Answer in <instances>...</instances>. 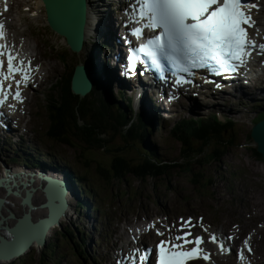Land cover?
I'll list each match as a JSON object with an SVG mask.
<instances>
[{
    "label": "rangeland",
    "instance_id": "1",
    "mask_svg": "<svg viewBox=\"0 0 264 264\" xmlns=\"http://www.w3.org/2000/svg\"><path fill=\"white\" fill-rule=\"evenodd\" d=\"M27 3L31 4L32 6H24ZM27 8H30V11L32 9L34 10L35 8H37L45 15V9L41 0H15L10 16H15L14 20H16L19 15V21L24 20L27 24H31V21L34 20L33 18L35 17L31 16L30 11L26 10ZM107 10L108 12L110 10L112 11L111 14H108L106 19L108 22L107 24L110 25V19L114 10L110 9L109 7H107ZM107 24L106 29L108 28ZM35 25H40V27L43 28V26H46V21H35ZM45 32L47 33V31ZM42 33H44L43 30L41 34ZM49 41H51L58 47L62 45L59 41V38L54 34H49ZM65 41L64 44H67L65 43ZM64 44L56 53V61L48 63L51 78L41 87L39 91H37L33 95L32 99L28 103V108L31 111V116L33 119V125L37 130L41 132H45L44 127L47 123L45 100L50 92L49 88L51 83L55 82L56 79L61 76L64 72L70 73L71 70L75 67V65L79 64L84 57L86 58L88 56V52L84 54V52L87 51L88 47H86L80 55H73V53L69 50L68 46ZM30 46L36 48L35 43H31ZM94 46H98V44L96 43ZM93 49L99 58L100 47H93ZM61 55H64L67 61V67L62 62V59L60 58ZM46 56H48V54H46ZM260 86L261 82L253 81L250 87H244V89L246 88L252 90L253 88H260ZM131 93L125 92L124 97L128 99ZM119 98L120 96L117 97L115 94H113L112 101H118ZM192 98L196 99L199 97ZM251 100L255 105L261 103V101H264V92L259 94L255 93L251 95ZM200 102L203 105H208L205 100H201ZM214 105L222 106L223 101L220 98H217V100L214 99L211 104V107H213ZM243 105V98L241 97V103L239 106L242 108ZM194 106H196V104H194ZM228 106L232 107L231 110L233 109L231 112L232 116L220 114L218 113V111L211 112L213 114L219 115L221 119L230 118L232 119V121H234V123L235 120L238 121L236 125L239 129L234 125V130H236L235 138L238 146L236 148H233L231 153H229L228 156L223 159L222 164H212L203 168V172L204 174H206V177L211 175L215 170L220 172L217 173L215 177H211V184H209V187L206 189H199L198 187L193 186L191 182V174L180 172L179 169L172 171L167 177L160 180L147 179L146 181H141L135 178L134 176L130 175L124 178V180L121 182H107L100 175L99 167L110 169L112 163H114L113 156L102 152L90 154L91 151L81 148L79 152L80 157L87 158L85 163H82L81 160L77 158L78 152L75 149L61 145H52L50 149H47L43 144L42 139H36L30 136V140H25V144H22V147L16 148L13 151L17 152H15L16 156L20 155V153L25 156L24 159L18 156L19 159L30 164L29 159L30 157L34 156V152L38 151L42 154H56L59 159L57 162H60L63 166L67 167L68 169H73L76 173H79L86 177L87 182L85 183V185L87 184L88 189H91L92 193L94 195H97L95 198L96 201L94 200L93 196L91 197L90 195L89 197L90 199H92L90 200L91 203H95L94 205H92L93 208L91 209L94 212L93 215L90 213V217L86 216L84 218L83 215H80L81 220L77 219L76 215L73 218V221H66V223H63V227L61 229L56 228L54 230V233L51 234L47 243H49L50 241L54 242L58 238L59 232L63 229H67L76 233V231H78L76 229V226H78L80 230H86L84 234H79V232L78 238L84 237L82 243H89L90 245L91 239L87 240L86 242L85 238L93 236L90 235L87 230L91 226L93 216L97 215L95 213L97 206H99L103 210V212L101 213V220L103 222H106L107 219H112L117 224H120L124 221V219H126L128 214H133L134 211L139 209L141 206L145 205L149 200L150 202H153V197L164 199L160 200V206L165 201L169 202V200H173L174 198H178L180 201L183 202L180 196H189L191 197V201L187 203L186 206L189 208L197 207L198 211L206 219H209L214 215L211 211V208L214 209L215 207H217V211L227 212L234 208L233 203L235 200H238V202L240 203V200L243 199L244 202H248L249 207L253 210V216L264 221V165L262 162H258L257 158H253L252 153L248 150L249 144L257 146L254 140L251 139V134L253 133V129L251 128H253L252 122H254V113L249 115L247 111H237V108L235 110L234 104H228ZM181 107L182 106L179 105L173 106L170 111L172 115H168V119H171L170 122L164 124V118L161 117L159 122V129L156 130V132L151 133L145 139V145L150 144L155 147L157 149L158 155L162 159H166L170 162L179 161V163H182V160H180L181 145L170 137V128L174 125L175 122L179 121L184 117L190 118L192 117V115L194 117L206 116L201 115L200 113L198 115H194L192 114L193 112L187 111L186 109L181 110ZM222 107L225 108L226 106ZM141 145V142H135L131 145V148L128 149L124 147V143H121V141L119 140H115L112 146L115 151L124 147L125 149L122 150L120 153H123L128 158L133 159L134 163H139L145 158V154H143V151L141 150ZM213 148L214 146L210 147V149ZM11 155L12 154L9 152H7V155L5 153H1L0 158L7 159L10 158ZM89 155L93 156L91 157ZM1 159L0 175L5 165ZM87 166L90 167L87 168ZM197 169H199V171L202 170L199 167ZM236 169L244 170L243 178L229 180L228 182H226V179L230 178L229 172L234 171ZM205 180L206 179L202 180V182H205ZM205 184H207V182H205ZM231 191L233 194H231ZM72 202L73 204L75 203L74 201ZM240 206L243 208L244 203H240ZM163 209H165V205ZM244 213H246L247 217L249 216V213L247 211H245ZM44 250L45 249L41 248V246L32 247L30 253H25L23 257L18 258L17 260H14L9 264H36L35 260L39 258V256ZM88 252L89 257H91L92 249L90 247L88 248ZM76 254H78V252L76 248H74L72 242H64L63 240L59 239L56 259L60 261V264H78L76 262ZM81 262L84 264H88L86 260L85 262L84 260H81ZM55 263L56 261L51 262V264Z\"/></svg>",
    "mask_w": 264,
    "mask_h": 264
},
{
    "label": "snow or ice",
    "instance_id": "2",
    "mask_svg": "<svg viewBox=\"0 0 264 264\" xmlns=\"http://www.w3.org/2000/svg\"><path fill=\"white\" fill-rule=\"evenodd\" d=\"M139 5V8H133L130 19L135 23H146L134 28L132 35L140 39L145 29H159L160 32L132 51L130 67L133 70L138 54L142 53L150 59L151 67L161 74V79H165L161 59L174 63L179 73H186L189 77L194 75L193 69H206L215 75L235 74L247 67L255 50L264 54V44L257 45L251 35L252 30L259 31L253 15L254 10L259 11L257 3H250L249 0H139ZM4 29L5 24L0 23V40L5 39ZM31 71L30 62L26 67L8 45L0 43V107L13 94V84L6 83L8 81L15 84L14 98L23 103L20 87L31 80ZM185 83H191V80L183 75L175 80L177 86ZM155 226L156 222H152L148 230ZM197 226L203 227L202 222L196 225L189 218L181 220L183 235H172L169 229L167 239L161 240L157 246V264H190L201 259L209 261L210 254L202 247L204 238L193 237L191 229ZM157 235L164 236L165 233L157 230ZM210 242L216 244L221 252L230 251L215 234L211 235ZM248 251H252L251 247ZM150 254V249L144 253L135 250V254L130 255L131 264H137V261L138 264H147ZM238 255L241 260L245 259L243 249Z\"/></svg>",
    "mask_w": 264,
    "mask_h": 264
},
{
    "label": "trees",
    "instance_id": "3",
    "mask_svg": "<svg viewBox=\"0 0 264 264\" xmlns=\"http://www.w3.org/2000/svg\"><path fill=\"white\" fill-rule=\"evenodd\" d=\"M252 113H255L257 122L264 120V104L257 105ZM50 115L52 123L50 138L68 147L75 148L76 151H80V149L71 142L75 139L82 140L93 148H104L110 139H114L116 136L129 138L134 134H138L139 130L142 129L141 126L139 127L134 123L127 128H122L123 125L133 120L132 116L128 118L122 112L111 113L103 103L91 102L90 99L89 101L87 99L80 101L78 97L72 94L69 82L66 87L61 88L59 100L52 105ZM99 117L106 119L109 125L107 128L102 130L95 128L94 121ZM227 127H231V125L225 126L215 117L207 120L200 119L199 121L184 119L175 124L173 128L174 139L182 146L180 158L182 163L162 159L156 149H146L144 164H133L126 156L116 155L113 156L114 163H112L110 169L99 167L100 175L107 182H121L130 175L141 178V181H146L151 177H153L152 180H160L167 177L172 171L179 169L180 172L191 174V180L193 184H196L195 186H198V188L206 187L207 185L202 180L206 179L205 182L211 184V177H215L220 172L215 170L206 177L203 168L212 164H222L223 159L231 153L233 148L237 147L234 136L228 140L223 138V133ZM150 132L144 131L141 140L143 136L149 135ZM139 137L141 136H138L137 139ZM212 142L217 147L207 150ZM248 150L252 153L253 158H257V161L262 162L264 165V158L258 152L257 146L249 144ZM89 156L92 157L93 155ZM77 158L82 163L87 160V158H81L79 152ZM89 167L87 166V168ZM198 167L202 170L199 171ZM75 180H79V178L75 177ZM78 233L79 231L74 233L67 229L61 230L58 238L54 242L50 241L47 248L35 260V263L51 264V262L56 261L59 239L64 242H72L78 252Z\"/></svg>",
    "mask_w": 264,
    "mask_h": 264
},
{
    "label": "water",
    "instance_id": "4",
    "mask_svg": "<svg viewBox=\"0 0 264 264\" xmlns=\"http://www.w3.org/2000/svg\"><path fill=\"white\" fill-rule=\"evenodd\" d=\"M46 5L48 22L58 33L64 35L68 39V43L71 45L74 51L79 52L82 48V43L85 35V25L87 21V5L84 0H43ZM88 73L81 67H77L76 74L73 81V90L76 94L81 96L89 93L91 89V84L87 79ZM251 138L257 145L258 152L264 158V120L257 123L253 127V133ZM7 178L13 177L15 183L21 184L27 194V198L21 200L22 212H24L26 206L29 207L28 211L20 218L22 224H24L21 232H12L11 235L15 238L19 237L22 239L21 246L16 247L15 244L10 245L13 248V252L10 254H0V262H13L14 260L21 258L25 253L29 252L34 243H37L42 248L47 247L48 238L51 235V230L54 226L60 227V221L63 215H65L67 210V192L68 187H66L62 182L57 179H52L46 175L37 173L25 175H15L14 177L11 173H7ZM37 178L41 179V183L32 187L33 183L37 182ZM45 182L46 184H44ZM55 184V185H54ZM0 185H2L6 194L11 197L19 198L17 193L9 192L11 183L9 180H0ZM37 185V186H36ZM52 189H56L57 192L55 195H51L49 192ZM3 190V188H0ZM40 190L47 195L45 203L38 201L39 196L37 197L36 191ZM1 193H5L1 191ZM41 194V193H40ZM15 198V199H17ZM56 203L57 209L52 210V206ZM44 204V205H43ZM3 203L0 201V214H2L1 208ZM49 209L45 213L46 218L42 216H37L35 220H32L31 215L38 212H42ZM16 218L19 219V216L13 212ZM1 216V215H0ZM32 229V230H31ZM38 229V230H37ZM28 230H31L29 234L24 235V232L28 233ZM22 234V236H21ZM24 235V236H23ZM2 234H0V238ZM42 237V238H41ZM41 239V240H40ZM24 242V245H23ZM23 245V246H22Z\"/></svg>",
    "mask_w": 264,
    "mask_h": 264
},
{
    "label": "bare ground",
    "instance_id": "5",
    "mask_svg": "<svg viewBox=\"0 0 264 264\" xmlns=\"http://www.w3.org/2000/svg\"><path fill=\"white\" fill-rule=\"evenodd\" d=\"M24 6H32V5L27 3ZM105 7H106L105 6V0H88V20H87L85 42H87L88 39L92 40L91 36H92L93 30H94L93 21L95 20L93 18V15H95L99 19V22H101V25L99 26L98 31H97L98 36H100L101 34H103L106 31V24L108 23L106 19H107L108 14H111V11H109V12H108V10L104 11ZM33 11H36L37 14H38L35 18H33L36 22L45 19V17H44L45 15L37 8H35L34 10H32L30 12L31 16H33V17L35 16ZM110 23H111V21H110ZM108 26H109V24H107V27ZM65 43H66V41H65ZM95 44L96 43L93 44V47H98V46H94ZM88 56H89V52H88ZM92 59L98 65L100 70L105 68V65H102V64L99 63V58H98V56H97V54L95 52L92 55ZM254 67H255V65L252 64V68H254ZM104 84H105V87L108 86L107 81H104ZM225 91H227V90H225ZM219 96H225V95H222V93H216V96H215V94H213V91L210 90L207 93L200 94V98H198V99L197 98L193 99L192 97H189L187 99V103H185L184 105H180V106H182L181 110H183V109L185 110L186 109L187 111L193 112L192 114L197 115L202 110L207 108V109H211L212 111H218V113H220V114L231 115V112H232L233 109L231 110L232 107H229L228 104L231 105V104H233V102L229 101V100H231L230 97H229V99H227V100H225L223 102L222 106H226L225 108L220 106V105H214L213 107H211V104H212L213 100L214 99L217 100V97H219ZM201 100H205L208 105L201 104V102H200ZM228 102H230V103H228ZM194 104H196V106H194ZM151 115H152V113H151ZM253 117H254V121H255V117H256L255 113H254ZM1 139L2 138L0 136V140ZM8 172L11 173V175L14 176V177H17V176H15V175H17V173L20 176L21 175H25V173L34 174V175L36 174L34 169L31 170L29 167H25L23 165H19V166H16V167L8 170L6 172V174H5V172H2L0 177H5ZM9 192H14V189L13 190L12 189L9 190ZM1 194L2 193L0 191V195ZM38 196H39V198H38L39 200L44 199V197L41 194H38L37 197ZM95 196H97V195H95ZM68 200H70V196H68ZM19 202H20V199H13V198L10 199V200L4 199V200L1 201V203H3V206L1 208L2 214H0L1 215L0 216V234H3L4 236L2 238H0V248L6 254L12 253L11 246L9 245L11 243V241L13 240L11 232H13V231L21 232L22 228L24 226V224L19 223V219L16 218L14 214L9 213L10 210H13V211L19 212V213L22 212V209H21V207L19 205ZM70 205H69L68 212L65 215H63V217L61 218L60 226L63 225L64 221H67V222L73 221V217L71 216V212L73 211V207H72L71 203H70ZM45 212L46 211L38 212V213L35 214V217L41 216ZM55 228H52V230H51L52 233H54ZM29 232H30V230H28V233ZM28 233L24 232V235H26ZM21 241H22V239H20V238L15 239V242L18 243V244H20ZM125 244H126V241H125ZM23 245H24V242H23ZM33 247H40V246L37 243H34ZM3 263L4 264H9V262H6V261H1L0 262V264H3ZM192 264H203V263L196 262V263H192Z\"/></svg>",
    "mask_w": 264,
    "mask_h": 264
}]
</instances>
